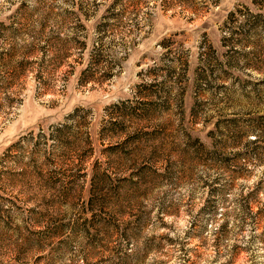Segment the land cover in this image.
Segmentation results:
<instances>
[{"label": "rangeland", "instance_id": "rangeland-1", "mask_svg": "<svg viewBox=\"0 0 264 264\" xmlns=\"http://www.w3.org/2000/svg\"><path fill=\"white\" fill-rule=\"evenodd\" d=\"M0 24L34 47L0 65V264H264V0H0ZM106 24L113 75L81 83Z\"/></svg>", "mask_w": 264, "mask_h": 264}, {"label": "trees", "instance_id": "trees-1", "mask_svg": "<svg viewBox=\"0 0 264 264\" xmlns=\"http://www.w3.org/2000/svg\"><path fill=\"white\" fill-rule=\"evenodd\" d=\"M126 13L121 12L120 14H117V16L119 17H123ZM116 16V15H115ZM0 26L2 27L3 24H0ZM6 28V26H3L1 28L4 29ZM103 31L102 34L100 35V46L95 50H96V54L95 53H91L90 56L88 57V62L86 63V65L84 66V68L81 71L79 80L81 83H88L94 80L95 75L97 72L102 71V75L104 77H111L112 74V70L111 67H109L108 62L106 61L107 59L105 58V56L103 55V48L101 46H103V39H108V43L110 42H114V38H112L113 36L117 35L119 32L118 26L115 25H110V24H106L103 26ZM18 29L15 28L14 30V34H17ZM107 41V40H106ZM8 42L5 43V41L3 43L0 44V65H3V61H14L16 63V67L13 68L12 72L14 74V71L18 72V70H22V68L28 64V65H32V61H27L26 59H24V57H27V54L29 53V55H33V51H34V47L32 46H24V48L22 49H15L14 46H10L9 44V48H7L5 45ZM85 46L83 45L84 49ZM21 51V52H20ZM19 53H22L24 57H22L21 60H15L14 58L16 57V55H19ZM3 60V61H2ZM104 62V64H103ZM106 62V64H105ZM8 63V62H7ZM6 65V64H4ZM2 72V67H0V73ZM9 72V71H8ZM1 76V74H0Z\"/></svg>", "mask_w": 264, "mask_h": 264}]
</instances>
